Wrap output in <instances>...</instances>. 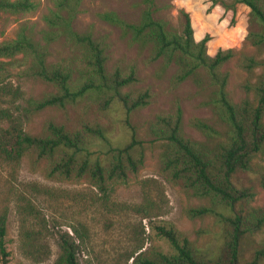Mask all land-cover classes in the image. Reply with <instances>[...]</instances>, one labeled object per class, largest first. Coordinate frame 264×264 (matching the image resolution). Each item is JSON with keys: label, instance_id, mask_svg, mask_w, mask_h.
<instances>
[{"label": "rangeland", "instance_id": "374dc122", "mask_svg": "<svg viewBox=\"0 0 264 264\" xmlns=\"http://www.w3.org/2000/svg\"><path fill=\"white\" fill-rule=\"evenodd\" d=\"M28 1L32 6L27 11L15 14L0 12V42L13 38L18 25L24 23L34 38L43 43L40 32L47 28L44 17L57 8L60 0ZM190 1L187 3L195 5V1L197 4L200 2ZM205 1L209 2L203 0L202 3ZM155 4L158 9L153 16L163 20L167 28L179 31L182 17L178 9L185 10L180 6V0H155ZM143 6L141 0H76L74 10L61 11L64 16H69L72 30L88 33L101 45L108 73L114 69L121 73L133 69L136 81L122 91L136 94L146 89L149 92L148 103L128 115L117 102L109 104L103 113L98 112L96 102L89 97L63 109H33L28 99L39 100L55 92V87L28 75L24 65L0 58L11 61L6 65L8 70L0 83V108L18 119L23 131L31 135L41 134L46 121L61 123L67 129L79 128L83 123H98L104 127L110 145L121 147L128 143L133 129L135 137L141 141L143 157L137 170L127 173L125 181H109L107 190L102 193L85 176L67 179L46 176L44 161L34 162L29 155H23L18 163L8 162L0 155V213L5 214L6 264H53L59 252L57 235L62 232L74 239L78 264H132L130 256L136 251H141L147 258L169 251L167 243L155 235L153 224L172 226L192 242L200 255L210 257L219 252L223 225L212 213L196 218L188 216L189 208L209 203L193 196L180 178L166 173L161 163L164 141L148 130L156 115L172 114L176 107L181 111L184 137L204 141L203 134L190 124L192 118L204 119L221 130V122L208 104L212 88L206 73L201 71V88L190 79L174 83L173 76L178 67L170 64L164 72H158L161 62L151 59L148 47H140L118 25L98 16L112 11L124 21L137 23ZM206 7L202 8L201 18L205 21L203 29L208 30L201 28L197 32V24L200 27L203 24L200 18L193 16L194 32L200 38L205 33L209 34L211 40L206 42L207 53L217 47L232 48L233 57L219 70L227 73L228 96L238 104L247 96L251 98V93H246L242 84L246 81L252 83L260 72V67L255 66L252 72L247 73L238 66V58L245 54L261 59L264 47L258 50L245 40L246 32L256 29L248 20L245 5L235 6L233 11L223 10L216 19H208L204 15L210 12H206ZM46 51L47 63L68 69L71 81L82 79L81 74L85 70L81 63L83 51L78 45H73L69 37L59 35L47 44ZM19 57L21 55L17 54L14 59ZM0 126L6 127L7 123L2 122ZM101 142L91 141V157L99 156L105 160L108 148ZM261 177H264V153L252 159L250 170L238 171L232 177L235 185L252 193L241 203L242 213L250 208L264 207ZM72 228L76 229L79 238ZM249 237L242 245L244 257L264 244V225ZM30 242L41 244L39 251L43 255L38 260L29 255L34 251L29 246Z\"/></svg>", "mask_w": 264, "mask_h": 264}, {"label": "trees", "instance_id": "16d2710c", "mask_svg": "<svg viewBox=\"0 0 264 264\" xmlns=\"http://www.w3.org/2000/svg\"><path fill=\"white\" fill-rule=\"evenodd\" d=\"M143 8L137 23L119 18L114 12L106 11L98 16L108 23L118 25L124 34H129L140 47L150 49L152 60H160L158 72L173 64L178 71L173 82L190 79L201 88L204 71L212 88L208 104L221 122V130L208 124L204 119L192 118L190 124L200 131L204 141H197L182 134L181 111L176 107L172 114L156 115L148 126L150 134L164 141L161 153L163 169L170 177L180 178L185 189L193 196L207 200L209 205H198L187 210L190 218L212 213L223 225L224 233L219 252L210 257L200 255L187 237L179 234L172 226L153 224L155 235L162 238L169 251L159 253L154 258L144 257L141 251L131 255L132 264H264V244L254 248L244 257L242 245L253 233L264 225V207L250 208L241 212V203L251 197V192L235 185L232 177L238 171L251 169L252 159L264 153V56L255 59L241 54L238 66L247 73L255 66L260 72L252 83L245 82L242 88L251 93L240 103H235L226 90L227 73L220 67L233 57L230 47H217L211 53L206 51L209 34L205 33L195 40L188 13L179 8L182 20L180 30L167 28L166 23L153 16L158 7L155 0H141ZM210 6L219 3L224 9L233 11L236 3L248 8V20L255 30H248L245 40L256 49L264 47V0H209ZM76 0H60L57 8L44 17L46 29L41 30V43L34 38L32 31L20 23L14 37L0 42V58L9 59L24 65L27 74L37 77L55 87V92L39 100L28 99L33 109L45 107L65 108L76 104L85 97L96 102V109L103 113L109 104L117 102L126 115L148 103L149 92L132 94L122 91L136 81L133 69L121 73L114 69L105 70V55L101 45L88 33L77 32L70 28L69 16L61 11L74 10ZM28 0H0V12L19 13L30 9ZM69 37L73 45L81 48V63L85 69L79 81H71L70 71L61 65L46 62L47 44L59 35ZM21 57L14 59L15 55ZM11 61L0 60V83L6 75V65ZM0 155L8 162L18 163L23 155H29L34 162L44 161L45 175L57 179L88 177L91 185L104 193L109 181H125L127 173H134L141 165V141L131 130L130 140L121 147L111 146L105 129L98 123H83L79 128L67 129L61 123L46 121L43 133L31 135L23 131L18 119L11 117L0 108ZM102 141L108 149L107 157H91V141ZM260 184L264 186V177ZM218 208L215 210L214 208ZM227 211V213H225ZM79 238L76 229L72 228ZM5 214L0 213V264H6ZM59 252L53 264H78L76 243L66 232L58 233ZM34 251L29 255L34 260L42 257L40 243L30 242Z\"/></svg>", "mask_w": 264, "mask_h": 264}, {"label": "crops", "instance_id": "0c3cea01", "mask_svg": "<svg viewBox=\"0 0 264 264\" xmlns=\"http://www.w3.org/2000/svg\"><path fill=\"white\" fill-rule=\"evenodd\" d=\"M191 1H190V3H191ZM202 1L203 0H200V2L198 4L195 1V5H194V3L188 4L187 0H180V6L184 7V9L187 10L186 12H188V15L190 16L189 18H190V24L192 26V35H193V38L195 40L200 39V35L198 33L196 34L194 32L195 28L193 27V23H192L193 22V16H196V17L200 18V23L203 24L202 27H200L201 26L200 24H197V26H196V31L200 32V29L201 28L203 29V26L205 25L204 19L201 18V14H203L202 13V8L203 7L205 8V6H207L206 8H208V10H206V12H208L210 10V12L204 14L205 16L206 15L208 16L207 17L208 19H210V18L211 19L218 18V16L222 14L223 10L228 12V10H225L219 3H215V4L210 6V1L209 2L205 1L203 3H202ZM240 4H242V3H236L235 6H238ZM242 5H244V4H242ZM222 20H226V18H223ZM224 22H226V21H224ZM204 28H206V26ZM204 30H208V28L207 29H203V31ZM210 40H211V38L208 41H210Z\"/></svg>", "mask_w": 264, "mask_h": 264}]
</instances>
